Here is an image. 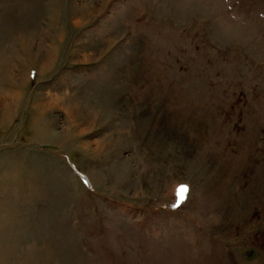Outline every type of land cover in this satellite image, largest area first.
Returning a JSON list of instances; mask_svg holds the SVG:
<instances>
[{"label": "rangeland", "instance_id": "1", "mask_svg": "<svg viewBox=\"0 0 264 264\" xmlns=\"http://www.w3.org/2000/svg\"><path fill=\"white\" fill-rule=\"evenodd\" d=\"M0 264H264V0H0Z\"/></svg>", "mask_w": 264, "mask_h": 264}]
</instances>
